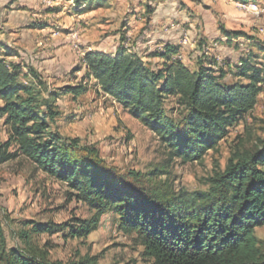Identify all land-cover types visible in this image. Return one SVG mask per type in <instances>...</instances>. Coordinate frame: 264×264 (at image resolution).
<instances>
[{
    "label": "rangeland",
    "instance_id": "obj_1",
    "mask_svg": "<svg viewBox=\"0 0 264 264\" xmlns=\"http://www.w3.org/2000/svg\"><path fill=\"white\" fill-rule=\"evenodd\" d=\"M243 4L235 0H93L89 7L79 8L71 0H0L6 12L0 17V47L17 54L8 61L20 65L26 75L20 77L22 83L35 86L42 98L59 94V116L52 128L62 140L78 139L82 145L95 146L108 166L123 174L139 173L150 186L204 192L231 158L254 153L264 141V85L254 110L229 128L215 149L199 161L184 163L78 68L85 52L114 54L118 49L137 54L157 68L161 60L150 56L162 44L171 43L179 47V59L190 70H196L199 61L213 58L225 70V65L231 66L226 80L233 81L235 65L249 50L254 62L264 65V52L258 49L264 47V0L247 4L256 6L257 12L240 8ZM222 29L254 40L249 43L239 37L227 46ZM30 69L40 78L41 87L28 73ZM78 84L86 91L75 97L63 94ZM164 108L174 119L184 113L174 99H168ZM7 140V128L0 120V150ZM16 150L13 144L6 148L15 158L0 164V224L8 249L62 264L84 259L95 264H153L143 257V248L133 236L118 230L114 214L103 215L98 229L83 238H66V231L34 232L37 225L87 222L95 213L74 198L65 184L38 170ZM254 235L264 252V226Z\"/></svg>",
    "mask_w": 264,
    "mask_h": 264
},
{
    "label": "trees",
    "instance_id": "obj_2",
    "mask_svg": "<svg viewBox=\"0 0 264 264\" xmlns=\"http://www.w3.org/2000/svg\"><path fill=\"white\" fill-rule=\"evenodd\" d=\"M71 1L86 8L93 0ZM222 32L227 46L239 37L249 43L254 40L241 32ZM11 57L17 54L0 47V120L8 135L0 164L15 158L6 153L15 145L17 155L65 184L74 198L95 213L87 222L37 225L34 232L66 231V238H83L98 229L103 215L114 214L118 230L133 236L143 248V257L153 264H264V252L254 235L264 226V141L254 153L231 158L204 192L150 186L139 173L123 174L108 166L95 146L82 145L78 139L62 140L52 128L59 116V94L42 98L35 86L22 83L20 77L26 75L20 65L8 61ZM253 57L249 50L239 58L233 81L226 80L231 66L225 65V70L213 58L199 61L198 68L190 70L179 59V47L171 43L162 44L150 56L161 60L157 68L137 54L118 49L114 54L85 52L78 71L84 70L104 95L157 136L174 158L192 163L215 149L228 129L257 105L264 65L256 64ZM28 73L41 87L36 73L31 69ZM85 91L78 84L63 94L75 97ZM168 99L184 111L180 118L166 113ZM0 264L62 263L8 249L0 224Z\"/></svg>",
    "mask_w": 264,
    "mask_h": 264
},
{
    "label": "built area",
    "instance_id": "obj_3",
    "mask_svg": "<svg viewBox=\"0 0 264 264\" xmlns=\"http://www.w3.org/2000/svg\"><path fill=\"white\" fill-rule=\"evenodd\" d=\"M240 8L246 9L248 11H253V12H257V7L253 6V5H247V4H243L239 6Z\"/></svg>",
    "mask_w": 264,
    "mask_h": 264
},
{
    "label": "crops",
    "instance_id": "obj_4",
    "mask_svg": "<svg viewBox=\"0 0 264 264\" xmlns=\"http://www.w3.org/2000/svg\"><path fill=\"white\" fill-rule=\"evenodd\" d=\"M2 7H3V6L0 5V17H2V15H4V14L6 13V12H5V9L2 10Z\"/></svg>",
    "mask_w": 264,
    "mask_h": 264
}]
</instances>
